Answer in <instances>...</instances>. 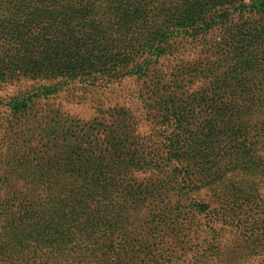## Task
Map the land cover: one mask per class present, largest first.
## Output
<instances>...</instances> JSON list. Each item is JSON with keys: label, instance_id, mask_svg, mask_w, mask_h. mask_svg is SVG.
<instances>
[{"label": "trees", "instance_id": "1", "mask_svg": "<svg viewBox=\"0 0 264 264\" xmlns=\"http://www.w3.org/2000/svg\"><path fill=\"white\" fill-rule=\"evenodd\" d=\"M129 77L154 139L122 106L83 121L49 105L75 83ZM20 79L32 87L0 98L9 133L22 127L6 153L32 158L0 159V264H243L264 253V0H0V83ZM239 173L246 184L226 179ZM221 184L239 188L238 211L202 198ZM193 219L200 239L165 256L162 240L179 241Z\"/></svg>", "mask_w": 264, "mask_h": 264}, {"label": "rangeland", "instance_id": "2", "mask_svg": "<svg viewBox=\"0 0 264 264\" xmlns=\"http://www.w3.org/2000/svg\"><path fill=\"white\" fill-rule=\"evenodd\" d=\"M193 51L190 53V55H187V52L182 56H184V59H191L194 54H192ZM183 59V60H184ZM174 63L179 62V60H174ZM171 62V64H173ZM33 81L27 80V79H20L18 81H9L6 83H0V98L7 99L8 97H11L13 95H16L18 93H21L22 91H25L26 89H29ZM69 90H64L60 94L56 95L53 99L48 100L49 105H58L65 113L78 118L83 121H88L94 118L95 116H100L101 111H105L110 107L113 106H122L130 111V113L134 116L136 124L135 129L137 133L141 136H147L150 135L147 138L154 139L152 132H153V122L151 119H149V116L147 117V113L145 110V107L143 106L141 98L137 96V92L142 91V84L140 80H135L134 78H123L116 82H113L107 86L102 87L101 89H98L97 87H92L90 90H86L81 86L79 83H75L71 86ZM96 88V89H95ZM10 116V109L9 106L0 105V156L4 159L5 157L11 155L13 158H17L19 155L22 154V151H27L26 149L21 150L19 152H7V149L11 151V146H8L11 144L12 139H15L16 133L19 132L22 127H14L12 128V133H9L8 128V119ZM6 134V137L3 135ZM21 139L22 138L21 136ZM20 142V139H16ZM89 143H91L92 148H95L94 143L92 142V138H89ZM8 146V147H7ZM19 147H23V144L21 143ZM140 151L142 150V147L140 146ZM33 151V150H32ZM32 152L28 149L27 151V157L32 158ZM264 155V153H263ZM9 166H2L0 164V171H9ZM137 175V174H136ZM139 178L138 180H142L141 178L144 176L142 174L137 175ZM228 181H244V184H246L249 180V178L244 174H234L229 175V177H226ZM256 179L260 181L261 188L259 190L264 195V175L263 172L261 174H257ZM20 185H17L18 187H28V185L23 186L24 184L20 182ZM240 185L236 184L235 187H238ZM202 194V198L208 201L210 203L211 208H216L218 211H222V209H231L232 207L238 211L239 208V198L242 197L241 192L239 191V188H233L231 185H227L226 187L224 184L219 185L218 187L214 189H202L200 191ZM264 197H260L257 194L256 200L261 203V206L264 207V200L261 201V199ZM245 204H248V201H243ZM249 207L247 205H244V208ZM154 208L151 206H146L143 208V213H150L153 212ZM212 214V213H211ZM214 215V214H213ZM216 216V215H214ZM217 217V216H216ZM256 219L259 222H264V210L262 212V215L255 216ZM190 219V217H189ZM205 220V217L201 216V223ZM196 224L194 223V219L190 220L188 223H180L177 226V229L180 230L179 232V241L173 242L168 237H165L162 240V243L160 245L163 247L162 251L165 256L173 255V259L178 258L182 253H184L186 250L190 248V246L198 241L200 239V228L197 232L193 233L192 231L196 228ZM203 226V224H201ZM190 228V229H189ZM198 228V226H197ZM228 238L231 240V242L235 241V236L231 234L229 231ZM186 247V250L182 252V249ZM189 251L187 252V255H189ZM263 254H260L255 259L262 260ZM182 259H184V256H181ZM252 260L250 263L244 262L243 264H256L257 261Z\"/></svg>", "mask_w": 264, "mask_h": 264}]
</instances>
